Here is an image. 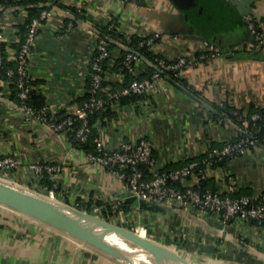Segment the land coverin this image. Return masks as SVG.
I'll return each mask as SVG.
<instances>
[{"label": "crops", "instance_id": "0c3cea01", "mask_svg": "<svg viewBox=\"0 0 264 264\" xmlns=\"http://www.w3.org/2000/svg\"><path fill=\"white\" fill-rule=\"evenodd\" d=\"M141 1L61 0V6L49 7L52 15L38 30L28 68L47 105L70 114L81 106L78 98L88 91L89 63L100 36L98 26L115 21L124 34L159 33L151 50L169 59L197 56L210 39L216 52L183 69L179 76L184 84L162 77L143 98L114 104V116L105 124L95 123L98 138L110 148L148 138L157 161L176 168L206 152L210 144H224L241 135L240 126L232 120L213 117L216 106L228 103L246 110L254 105L264 110V52L234 3L228 11L213 13L211 24L200 29L195 19L178 11L169 0ZM254 11L264 19V0H257L250 13ZM0 15L7 27L14 29L27 12L4 8ZM115 47L119 58L124 49ZM148 67L140 60L133 75H142ZM106 79L122 84L126 76L110 65ZM8 155L19 161L17 169L5 174L9 179L46 192L48 186L29 166H57L59 170L48 177L57 184L55 196L61 201L73 206L91 202L90 213L139 229L194 264H264V226L241 217L224 221L219 214L196 205L182 209L172 201L151 210L141 206L122 181L90 161L68 135L28 120L17 103L0 92V159ZM210 178L217 189H226L235 181L237 195L264 193V149L251 148L230 159ZM117 201L123 203L121 209L111 207ZM106 206L113 209L107 212L109 220L104 217ZM20 221L23 224L0 209V264H116L61 233H39L42 227L28 218Z\"/></svg>", "mask_w": 264, "mask_h": 264}, {"label": "built area", "instance_id": "2783aa9c", "mask_svg": "<svg viewBox=\"0 0 264 264\" xmlns=\"http://www.w3.org/2000/svg\"><path fill=\"white\" fill-rule=\"evenodd\" d=\"M51 15L52 12L49 8L42 9L39 16L31 21L25 42L20 50L9 52V58L18 62L17 73L19 77L16 85L19 91L20 104L17 105L28 120L44 123L55 131L66 135L68 130L73 127L75 120H80L81 125L76 130L75 137L80 142H86L91 133L90 115L104 109L108 104V99L97 96V93L102 89V83L105 79L102 62L104 60H111L112 62V58L115 56L114 50L110 47L112 41L110 37L102 34L98 38L96 47L98 53L92 62L91 95L87 101L77 107L75 111L70 112V116L65 119H59L57 117L59 112L49 105L36 110L27 103L31 91L36 89L33 83L34 78L31 76L28 67L38 37V30L44 22L50 19ZM245 22L250 32L255 36L257 46L264 52V19L258 11H254L245 16ZM124 35L127 41L131 42V34ZM158 38H160V34L155 33L147 41H142L140 46L147 45L151 49L155 39ZM17 40L16 28L9 29L0 15V44ZM126 45L131 47L129 44ZM131 48L138 51L133 47ZM206 51L215 53L216 48L212 43L205 41L204 48L199 56H181L175 59L156 57L155 61L150 60L157 67L151 78H136L121 91L112 94V97L147 94L153 88L154 82L164 77L167 72H175L179 75L186 67L206 59ZM140 60L139 55L127 51L124 65L131 73H134L135 64ZM1 63L2 53L0 51V66ZM13 74L14 72L10 70L7 77L11 78ZM8 83L9 80H4L0 75V85L7 87ZM108 89L107 87L106 90ZM239 119L243 127L247 128L252 121L264 120V113L254 112L248 114V111L245 110L244 114L239 116ZM244 131L247 136L243 135L244 137L241 139L227 141L221 148L212 147V144H210L206 150L208 153L206 157L192 159L185 165L176 168H166L157 161L153 154V143L148 138H141L136 142H125L117 148H110L97 137L95 140L97 143L96 150L88 152L87 156L90 161L104 166L111 175L122 181L126 189L139 200L159 203L172 201L182 209H188L192 205H196L202 211L219 214L224 221L241 217L245 221H253L260 226H264V193L235 195V181L226 189L200 188L203 181L209 179L215 171L220 169V166L217 165L224 158L242 156L252 147H259L256 143L257 140L249 131L246 129ZM18 167L19 161L14 156L8 155L0 159V175L2 176L9 174ZM29 168L35 172L37 178H42L45 174L52 178L59 170V167L49 164H33ZM56 188L57 184L53 183V186L48 188L46 193L54 196ZM122 204L121 201H117L111 207L121 209ZM137 233H140L139 229Z\"/></svg>", "mask_w": 264, "mask_h": 264}, {"label": "water", "instance_id": "95a60500", "mask_svg": "<svg viewBox=\"0 0 264 264\" xmlns=\"http://www.w3.org/2000/svg\"><path fill=\"white\" fill-rule=\"evenodd\" d=\"M178 11L189 14L198 13L199 15H212L215 12L228 11L231 9L232 3L241 11V14L247 16L250 14L252 7L257 0H242L232 2L231 0H169ZM43 6L51 7L53 3H46ZM4 10L0 7V11ZM10 10H13L10 8ZM75 19V17H72ZM99 34L101 32L99 31ZM115 46H119L125 51H132L139 55L141 60L147 62L154 70L157 69L151 61L140 52L132 49L124 43L118 42L110 38ZM162 74H164L162 72ZM164 77L174 83L168 74ZM213 113L220 115V112L213 110ZM228 121V118H225ZM241 135L247 133L240 127ZM257 145L264 149V144L259 141ZM12 185L15 190L26 192V194L16 195L0 189V205L22 214L24 217L37 222L46 228L49 227L61 233L70 239H73L79 244L97 251L98 253L108 257L116 264H124L118 261L119 253L116 250H130L138 255L141 261L149 264H194L180 253L169 246H165L154 239L142 236L136 231L129 228L109 222L96 215L88 213L85 210L76 208L64 201L54 199L46 194L39 193L35 189L25 187L16 183H12L0 177ZM28 193H31L27 195ZM130 193V192H129ZM34 195V196H33ZM134 199L140 202L141 206L148 209L160 208L159 202L139 200L133 196ZM113 236L118 240V244H113L108 241V237ZM139 245L140 247H138Z\"/></svg>", "mask_w": 264, "mask_h": 264}, {"label": "trees", "instance_id": "16d2710c", "mask_svg": "<svg viewBox=\"0 0 264 264\" xmlns=\"http://www.w3.org/2000/svg\"><path fill=\"white\" fill-rule=\"evenodd\" d=\"M138 2H142L141 0H137ZM47 2H52L53 5L61 6V0H0V7L3 8H13L15 11H18L19 9H24L27 12V16L25 20L22 23L14 25L16 28V36L18 38L17 41H12V42H3L0 44V51L2 53V63L0 66V75L4 80H9V83L7 84V87H3L0 85V92H3L8 96V98L17 103L20 104V99L18 96V88H17V80H18V73H17V68H18V62L14 59L9 58V52L11 51H19L22 44L25 42L27 32L30 26L31 21L38 17L42 9L49 8L46 6H43V4ZM187 14L186 12H184ZM189 17L195 19L196 21V26L200 29H204L208 23H210L213 18L211 15H206L202 14L199 15L198 13L195 14H189ZM117 24L115 21H112L109 25L106 26H98L100 32L102 35L108 36L112 38L115 41L122 42L124 44H129L131 47L137 49L140 51L144 56H146L149 60L155 61L156 57H164L160 54L154 53L147 45L140 46V43L142 41H147L151 36H137V35H131V42H128L126 39V36L124 33L120 32L117 28ZM211 24V23H210ZM100 34V35H101ZM160 38L155 39V42H157ZM210 41V39H209ZM208 41V42H209ZM210 43H212L210 41ZM111 49L115 50V45L114 43H111ZM121 56L117 58L116 56H113L112 62L111 60H104L102 62V68H103V73H104V81L102 83V89L97 93V96L103 97L108 99V104L104 109H101L94 114L90 115L89 117V124L91 126V133L88 136V139L86 142H80L76 139L75 137V132L76 130L80 127L81 121L76 119L74 122L73 127L68 130L67 135L70 139V141L77 147L83 149L86 153L88 152H94L97 148V143H96V138L99 136V131L95 126V123L97 121H102V124H105L107 120H109L112 116H114L115 112L113 110L114 104H120V105H125L131 102H135L140 98H143L146 94L143 95H138V94H130V95H121L118 97H112V94L121 91L124 87L129 85L134 79H144V78H151L155 70L152 67H148L145 73L142 75H139L135 77L133 73L129 71L127 67L124 65V58L127 54V51L120 50ZM98 51L95 50L90 63H89V75H88V80H87V85H88V91L87 93L78 98V101L81 103V105L87 101L91 95L90 93V83H91V74H92V62L93 59L96 57ZM214 52L206 51V57H208L210 54H213ZM200 55V52L197 53V56ZM114 60V63H113ZM112 65L113 69H118L120 72L124 73L126 76L125 81L122 84L115 83L112 84L106 79V72L108 68ZM12 70L14 74L12 75L11 78L7 77L8 71ZM167 74L175 79L178 82L185 83V80L182 79L178 73L175 72H167ZM38 81H33L34 85ZM110 86V87H109ZM109 87L108 90L106 88ZM27 103L35 108L36 110L42 109L44 106L47 105L46 97L41 93L39 89H33L31 91L30 97L27 100ZM216 109L220 112L221 116L219 115H214L213 117L215 119L219 118H228L235 122L237 125H239L243 130L246 129L249 131V133L254 137L255 140L259 141L260 143L264 144V120H257V121H252L250 122L249 126L247 128L243 127L242 122L239 119L240 115H243L245 112L244 108H237L235 106H232L228 103H223L221 105L216 106ZM248 114L254 113V112H260L264 113L263 109H260L258 107H255L254 105H251L248 109ZM70 116V114H67L65 111H61L57 114V117L59 119H65L66 117ZM243 135H239L236 139L238 140L243 138ZM233 141V140H232ZM225 144V143H224ZM224 144H212V147L216 148H221L223 147ZM253 148V147H252ZM207 152H204L203 154L195 157L194 159H202L207 156ZM233 157H226L224 160L220 161L217 166H224L230 159ZM43 182L48 186V188H51L53 186V183L49 181V177L47 174H45L43 177ZM200 188H211L213 190L217 189V186L214 181H212L211 178L203 181L200 184ZM237 195V194H235ZM96 205H102L101 202H96ZM79 209L82 210H87L91 212L92 209V203L89 202L84 205H78ZM104 217L106 216V219H108V211L111 212L113 209L110 206H106L104 209ZM109 220V219H108Z\"/></svg>", "mask_w": 264, "mask_h": 264}, {"label": "rangeland", "instance_id": "374dc122", "mask_svg": "<svg viewBox=\"0 0 264 264\" xmlns=\"http://www.w3.org/2000/svg\"><path fill=\"white\" fill-rule=\"evenodd\" d=\"M1 178H3V179H5V180H7V181H10V182H12V183H16V184H19V186L20 185H22L21 183H17V182H15V181H13V180H11V179H9V177H7V175L6 176H0ZM3 182H5V183H7L6 181H3ZM9 184V183H8ZM22 186H25V185H22ZM25 187H28V186H25ZM29 188H31V187H29ZM31 189H33V188H31ZM38 191V190H37ZM39 193H42V194H46V195H48V196H50V197H52V198H54V199H57V200H60L59 198H57L55 195L54 196H51L49 193H46L45 191H40ZM0 209H4L5 211H7L8 213H11L12 215H14L15 217H17V222L19 221V223H22L23 224V222L22 221H20L21 219H22V217L23 218H26V217H24L22 214H20V213H18V212H15V211H13V210H10V209H8V208H6V207H4V206H2V205H0ZM76 208H78V206H75ZM80 210V209H79ZM88 212V211H87ZM88 213H90V212H88ZM92 214V213H91ZM94 215V214H93ZM98 217V216H97ZM100 218V217H99ZM20 219V220H19ZM32 221V220H31ZM16 222V223H17ZM34 223H36L37 225H39V227H42L41 229H42V231H38L39 233H45V234H47V233H51V234H53V235H58V233H56L57 231H55V230H53V229H50L49 227H45V226H42L41 224H39V223H37V222H34ZM25 224V223H24ZM29 225H31V224H29ZM130 230H132V231H135L134 229H131V228H129ZM113 244H118L117 242H115V241H113ZM115 253H119V255H122V259L121 258H119V257H117V259H119L122 263H125V264H128V263H126V260H129V256L131 255V254H127V253H125V251H114ZM128 252V251H127ZM132 256L133 255H131V257H130V259H132ZM142 264H149V263H147V262H142Z\"/></svg>", "mask_w": 264, "mask_h": 264}, {"label": "bare ground", "instance_id": "6f19581e", "mask_svg": "<svg viewBox=\"0 0 264 264\" xmlns=\"http://www.w3.org/2000/svg\"><path fill=\"white\" fill-rule=\"evenodd\" d=\"M4 180H1L0 179V189L1 190H4V191H7V192H11V193H13V194H16V195H21V196H23L24 194H26V192H24V191H20V190H18V189H16L15 190V188L12 186V185H10V184H8V183H5V182H3ZM23 194V195H22ZM29 194H31V193H28L27 192V195H29ZM32 195V194H31ZM34 196V195H33ZM141 234V233H140ZM142 236H144L143 234H141ZM108 241H111V243H113V241H115V242H117L118 243V240L115 238V237H113V236H109L108 237ZM138 247H140L139 245H137ZM122 251H125V253H127V254H131V255H133L132 256V259H130V257H131V255L129 256V260H126V263H128V264H142V262L143 261H141L139 258H138V255L137 254H135L133 251H130V250H122ZM128 251V252H127ZM119 258H121L122 259V255H120V257ZM118 261H120L119 259H118ZM121 262V261H120ZM125 264V263H124Z\"/></svg>", "mask_w": 264, "mask_h": 264}]
</instances>
